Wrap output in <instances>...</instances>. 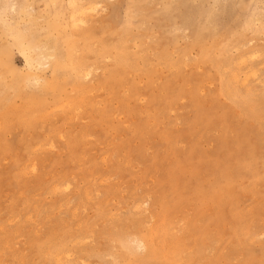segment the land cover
Wrapping results in <instances>:
<instances>
[{"label": "rangeland", "instance_id": "374dc122", "mask_svg": "<svg viewBox=\"0 0 264 264\" xmlns=\"http://www.w3.org/2000/svg\"><path fill=\"white\" fill-rule=\"evenodd\" d=\"M70 1L0 0V264H264V0Z\"/></svg>", "mask_w": 264, "mask_h": 264}, {"label": "bare ground", "instance_id": "6f19581e", "mask_svg": "<svg viewBox=\"0 0 264 264\" xmlns=\"http://www.w3.org/2000/svg\"><path fill=\"white\" fill-rule=\"evenodd\" d=\"M70 5L74 8V10H76L77 12H79V11H82L85 7H83V6H80L78 3H77V0H71L70 1ZM66 6V5H65ZM98 6H100V5H98ZM13 7V6H12ZM105 9V8H104ZM86 11V10H85ZM104 11V10H103ZM55 43V42H54ZM53 48V47H52ZM5 51H6V53H8L9 52V49H8V47H4L3 48ZM36 50V49H35ZM38 50V49H37ZM22 53L26 56V59H27V61L28 62H32V58H30L29 57V55L26 53V50L24 49V48H22ZM51 56V55H50ZM254 56V55H253ZM48 57V56H47ZM253 58V57H252ZM1 61V60H0ZM5 63H7V67H9V69L10 70H13V66H12V64L10 63V61H9V59H7L6 60V62ZM53 66V65H52ZM53 70V69H52ZM86 74V73H85ZM253 74V73H252ZM251 74V75H252ZM34 75V74H33ZM80 76H82V75H80ZM248 76V75H247ZM250 76V75H249ZM243 82V81H242ZM241 83V82H240ZM50 147H51V145H50ZM35 166V165H34ZM32 169V168H31ZM18 219V218H17ZM132 243V242H131ZM140 245V244H139ZM145 245V244H144ZM139 249V248H138ZM65 253V252H64ZM139 255V254H138ZM157 257V256H156ZM57 258H58V256H57ZM56 258V259H57ZM111 258V257H110ZM131 258V257H130ZM135 258H136V256H135ZM59 260H60V258H59ZM59 260H57L56 262H58ZM139 260V259H138ZM82 263V262H81ZM87 264V263H86Z\"/></svg>", "mask_w": 264, "mask_h": 264}]
</instances>
